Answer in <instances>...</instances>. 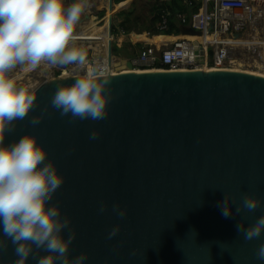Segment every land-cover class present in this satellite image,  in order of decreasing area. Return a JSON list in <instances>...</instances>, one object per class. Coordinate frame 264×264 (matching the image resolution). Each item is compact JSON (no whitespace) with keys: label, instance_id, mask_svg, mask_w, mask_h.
Instances as JSON below:
<instances>
[{"label":"water","instance_id":"95a60500","mask_svg":"<svg viewBox=\"0 0 264 264\" xmlns=\"http://www.w3.org/2000/svg\"><path fill=\"white\" fill-rule=\"evenodd\" d=\"M113 5L108 0L110 38L113 16L125 8ZM182 33L200 36L191 27ZM197 44L201 57L195 61L203 67ZM112 47L109 40L114 73L109 70L111 99L103 120L73 121L52 106L58 87L83 77L61 74L36 86L28 116L5 132L0 145L33 134L64 177L48 204L71 220L63 230L65 238L76 233L70 257L87 253L85 264H264L256 257L264 233L245 241L237 231L238 224L248 227L264 215V76L222 69L133 72ZM35 116H42L37 125L31 123ZM94 130L99 135L90 139ZM245 194L260 206L237 215ZM225 195L236 200L228 218L218 206ZM114 205L127 209L123 219ZM116 225L120 231L108 239ZM37 259L34 250L27 264ZM15 260L9 241L0 264Z\"/></svg>","mask_w":264,"mask_h":264},{"label":"clouds","instance_id":"9594fccd","mask_svg":"<svg viewBox=\"0 0 264 264\" xmlns=\"http://www.w3.org/2000/svg\"><path fill=\"white\" fill-rule=\"evenodd\" d=\"M88 0H74L65 7V0H0V145L4 134L14 130L16 122L28 116L36 97L30 87H19L10 73L17 67L31 71L44 64L47 66L77 65L85 67L86 51L74 45V31ZM109 68L106 64L87 67L85 75L68 87H58L52 96V106L62 116L71 114L73 121L80 119L103 120L108 115L111 99ZM42 116H35L31 123L37 125ZM99 132L94 130L90 139ZM43 146L37 137L25 134L18 141L0 146V254L14 246L16 260L11 264H27L32 255L38 256L37 264H85L87 253L71 258L69 249L76 233L71 231L65 238L63 230L71 220L62 217L57 204L49 206L64 177L58 175L56 165L47 160ZM47 160V162H46ZM236 200L225 195L219 203L221 214L228 218ZM259 199L245 194L235 206V213L255 211ZM106 204L99 211L104 212ZM113 212L121 219L127 209L113 206ZM120 225L108 233V239L116 236ZM245 241L258 239L264 233V215L245 227L237 225ZM40 250L48 254L39 255ZM132 255H135L133 251ZM257 259L264 260V243L257 246Z\"/></svg>","mask_w":264,"mask_h":264},{"label":"built area","instance_id":"2783aa9c","mask_svg":"<svg viewBox=\"0 0 264 264\" xmlns=\"http://www.w3.org/2000/svg\"><path fill=\"white\" fill-rule=\"evenodd\" d=\"M191 27L200 34L196 40L180 38L181 32L171 43H145L135 56L128 58L132 70L171 72L222 69L249 72L257 69L258 55L264 50V0H202L201 8L192 17ZM195 42L204 51L203 67L195 61L201 57L196 52ZM237 53L239 56L247 53L249 60L239 61L238 56L235 57ZM89 60H86L83 68L74 65L65 72L60 70V75L84 76L86 68L96 64H106L114 73L113 66H109L107 52L98 59Z\"/></svg>","mask_w":264,"mask_h":264},{"label":"trees","instance_id":"16d2710c","mask_svg":"<svg viewBox=\"0 0 264 264\" xmlns=\"http://www.w3.org/2000/svg\"><path fill=\"white\" fill-rule=\"evenodd\" d=\"M116 4L126 0H114ZM202 5V0H133L128 10L114 14L112 34L141 35L149 38L159 35L177 36L191 26L195 12ZM105 12H100L103 17ZM142 43L113 44V55L131 58L144 48ZM60 75V73H56Z\"/></svg>","mask_w":264,"mask_h":264},{"label":"crops","instance_id":"0c3cea01","mask_svg":"<svg viewBox=\"0 0 264 264\" xmlns=\"http://www.w3.org/2000/svg\"><path fill=\"white\" fill-rule=\"evenodd\" d=\"M181 1L183 3L187 2V0H181ZM113 2H114L113 6L115 8H117L120 5L121 6L125 5V8H123L121 10H128L130 8L133 0H126V1L120 2L118 4H116L114 0H113ZM107 4H108V0H88V7L87 8H88V10L90 9V12H91L90 16H89L90 20H88V21L86 20L84 22H78L77 23V24L81 25L82 30H77V27L75 28V31H74L75 40L73 43L76 47H82L83 49L88 50V56H86L87 61H90L89 59H94V60L98 59L100 56H102L103 54H105L107 52L108 45L105 44V41H104L105 39L100 37L101 34H103L104 32H107V22H108V20H107V16H108ZM68 5H70V4L69 3L67 4V2H65V7H67ZM100 12H105V15L102 18H100L98 16V14ZM117 12H119V11H117ZM103 24H105V27L102 26ZM93 29H101L100 30L101 32L98 34L90 36V34H92ZM178 35L177 36H169V37L176 39L178 37ZM115 36H123V37H125V39L122 41H117L114 39ZM128 36H130V35H123V34L112 35V37L114 39V40H112V42H113V44H116L118 42H122L120 44H128L131 42V40H130V42H128L129 40H126V39L130 38ZM163 36H165V35H163ZM166 37H168V36L166 35ZM100 40H101V42L99 44ZM149 40H150V42H148L146 44H150L152 42H155V41H152L151 39H149ZM171 42H173V41H171ZM171 42H169V43H171ZM143 44H145V43H143ZM96 47H100L102 51H100ZM51 68L54 69V67H51ZM62 68H63L62 66H59L58 70H54V72L50 69L43 68L39 71V73L45 74L46 77L43 80L52 79V78L57 76L56 75L57 72L60 73V70H62ZM27 84H30V83H27ZM30 88H31V86H30Z\"/></svg>","mask_w":264,"mask_h":264},{"label":"bare ground","instance_id":"6f19581e","mask_svg":"<svg viewBox=\"0 0 264 264\" xmlns=\"http://www.w3.org/2000/svg\"><path fill=\"white\" fill-rule=\"evenodd\" d=\"M124 4V3H123ZM122 4V5H123ZM121 6V5H120ZM120 6H118V7H120ZM117 7V8H118ZM90 9L88 10V8H86V10L82 13V15H81V18H80V20H79V22H84V21H88V20H90ZM191 27V26H190ZM192 28V27H191ZM101 29H93L92 30V34H90V36H92V35H95V34H98V33H100L101 31H100ZM100 37L101 38H104L105 40V44L106 45H108L109 44V40L111 41V40H117V41H122V40H124L125 39V37H123V36H115L114 37V39H113V37H109V34H108V32H104L103 34H101L100 35ZM128 37H130L129 39H134L135 41H139V42H144V43H148V42H150V40H149V37L148 36H146L145 34L144 35H130V36H128ZM180 38H184V39H188V40H196V38H198V37H196V36H190V35H187V34H184V33H182L181 35H180ZM152 41H155V42H157V44H162V43H169V42H171V41H174L175 39L174 38H172V37H166V36H163V35H159V36H156V37H153V39L152 38H150ZM97 49H99L100 51H102L101 50V48L100 47H96ZM256 64H257V69H254V70H251L249 73L250 74H255V75H259V73L257 74V73H255V72H260V73H264V50H262L260 53H259V55H258V61H256ZM241 66H243V64L241 63ZM203 70H213V69H203ZM215 70H217V69H215ZM133 72H137V71H133ZM142 72H147V71H142ZM150 72V71H149ZM152 72H163V71H152ZM164 72H168V71H164ZM171 72H173V71H171ZM71 75V74H70ZM264 76V75H263ZM30 83V82H29ZM29 85H31V88L32 87H34L35 86V82L34 83H31V84H28L27 86L29 87ZM38 86V85H37ZM36 88V87H35Z\"/></svg>","mask_w":264,"mask_h":264},{"label":"rangeland","instance_id":"374dc122","mask_svg":"<svg viewBox=\"0 0 264 264\" xmlns=\"http://www.w3.org/2000/svg\"><path fill=\"white\" fill-rule=\"evenodd\" d=\"M100 18H102V17H100ZM101 26V25H100ZM102 26H104L105 27V24H103ZM145 34V33H144ZM144 34H141V35H144ZM133 35H137V34H133ZM146 35V34H145ZM147 36V35H146ZM156 37V36H155ZM150 39V38H149ZM126 40H129L128 42H130V40H131V42L130 43H137L138 41H135L134 39H126ZM100 42H101V40L99 41V44H100ZM124 42V41H123ZM120 43H122V42H118V43H116V44H118V45H124V44H120ZM143 44V43H142ZM238 56V59H240L239 61H241V62H247L248 60H249V55L247 54V53H242L240 56H239V53H237L236 55H235V57H237ZM72 66H74V65H68V66H62L63 68H62V71L63 72H65V71H67L70 67H72ZM51 67H54V69L53 68H51ZM58 67L59 66H47V65H44L43 66V68H46V69H50V70H52L53 72H54V70H58ZM43 68H41V69H43ZM41 69H38V70H35V71H27V72H24V71H21L20 70V68H16V69H14L11 73H10V75L12 76V77H14V78H16V81H17V85L19 86V87H25V86H27L28 84L27 83H29L30 82V84L33 82H35V86L34 87H32V88H30V90H31V92L35 89V87L38 85V84H40V83H42V82H44V78L46 77L45 76V74H40L39 73V71L41 70ZM249 72L251 71V70H248ZM20 72V73H19ZM251 73V72H250ZM255 73H259V75H261V76H263L264 75V73H260V72H255ZM21 74V75H20ZM26 84V85H25ZM31 85H29V87H30Z\"/></svg>","mask_w":264,"mask_h":264}]
</instances>
